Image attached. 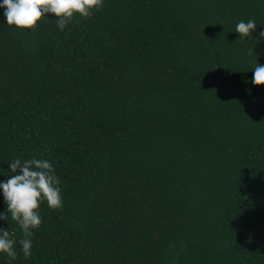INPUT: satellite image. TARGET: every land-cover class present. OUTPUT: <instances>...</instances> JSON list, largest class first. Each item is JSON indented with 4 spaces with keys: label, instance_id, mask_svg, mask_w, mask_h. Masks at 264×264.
I'll use <instances>...</instances> for the list:
<instances>
[{
    "label": "trees",
    "instance_id": "obj_1",
    "mask_svg": "<svg viewBox=\"0 0 264 264\" xmlns=\"http://www.w3.org/2000/svg\"><path fill=\"white\" fill-rule=\"evenodd\" d=\"M56 19L22 30L0 9V172L47 159L63 201L40 204L27 258L6 212L17 258L0 264H264V0Z\"/></svg>",
    "mask_w": 264,
    "mask_h": 264
},
{
    "label": "clouds",
    "instance_id": "obj_2",
    "mask_svg": "<svg viewBox=\"0 0 264 264\" xmlns=\"http://www.w3.org/2000/svg\"><path fill=\"white\" fill-rule=\"evenodd\" d=\"M103 0H0V9H3L4 22L17 29H32L42 17L54 14L57 17V26L63 31L68 22L75 16L89 17L93 10H99ZM257 22L241 20L235 26L239 39L251 36L256 30ZM264 37V31L260 33ZM251 83L254 86L264 85V65L257 62L252 71ZM10 174L0 172V175L9 176L0 180V193H2L6 209L0 212V220L15 221L23 233L19 240L21 251L25 258L31 256L32 236L34 229L42 223L39 212L41 203L46 202L50 209H59L63 206L61 198L60 179L56 175L54 166L47 159L31 158L14 159L8 163ZM16 240L11 238L8 229L0 227V253L9 261L17 258L14 245Z\"/></svg>",
    "mask_w": 264,
    "mask_h": 264
}]
</instances>
